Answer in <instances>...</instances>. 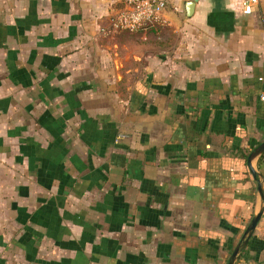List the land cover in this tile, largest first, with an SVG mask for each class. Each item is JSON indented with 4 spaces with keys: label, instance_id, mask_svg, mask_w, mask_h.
<instances>
[{
    "label": "crops",
    "instance_id": "1",
    "mask_svg": "<svg viewBox=\"0 0 264 264\" xmlns=\"http://www.w3.org/2000/svg\"><path fill=\"white\" fill-rule=\"evenodd\" d=\"M240 1L128 32L120 0H0V264H225L264 195V0ZM232 264H264V206Z\"/></svg>",
    "mask_w": 264,
    "mask_h": 264
},
{
    "label": "built area",
    "instance_id": "2",
    "mask_svg": "<svg viewBox=\"0 0 264 264\" xmlns=\"http://www.w3.org/2000/svg\"><path fill=\"white\" fill-rule=\"evenodd\" d=\"M260 0H241V13H250ZM166 0H120V6L110 15L112 30L135 32L139 29H157L162 24V9ZM263 99L264 95H260Z\"/></svg>",
    "mask_w": 264,
    "mask_h": 264
},
{
    "label": "water",
    "instance_id": "3",
    "mask_svg": "<svg viewBox=\"0 0 264 264\" xmlns=\"http://www.w3.org/2000/svg\"><path fill=\"white\" fill-rule=\"evenodd\" d=\"M188 7L191 5V1H189L187 4H186ZM255 152H261L264 150V140L261 141L257 146L256 148L254 149ZM251 173L254 174L253 170L251 168H249ZM257 189L259 191V194L261 196V199H262V205L259 207L258 211L251 217L250 221L248 222V224L246 225L245 229H244V232H243V235L240 237V239L235 243V245L232 247V249L230 250L229 254H228V257H227V260L225 262V264H232V261L235 257V254H236V251L238 250V248L240 246H242L249 234L251 233L252 229L254 228V225L260 215V212L262 211L263 209V206H264V195L260 189V181H257Z\"/></svg>",
    "mask_w": 264,
    "mask_h": 264
},
{
    "label": "trees",
    "instance_id": "4",
    "mask_svg": "<svg viewBox=\"0 0 264 264\" xmlns=\"http://www.w3.org/2000/svg\"><path fill=\"white\" fill-rule=\"evenodd\" d=\"M264 151V150H263ZM231 250V249H230ZM230 250H229V252H230ZM229 254V253H228Z\"/></svg>",
    "mask_w": 264,
    "mask_h": 264
}]
</instances>
